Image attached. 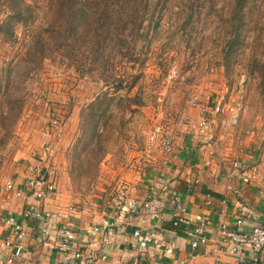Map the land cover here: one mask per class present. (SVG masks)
Returning a JSON list of instances; mask_svg holds the SVG:
<instances>
[{"label": "rangeland", "instance_id": "rangeland-1", "mask_svg": "<svg viewBox=\"0 0 264 264\" xmlns=\"http://www.w3.org/2000/svg\"><path fill=\"white\" fill-rule=\"evenodd\" d=\"M5 1L0 0V24L9 13ZM49 1H25L37 8L39 19L30 29L13 25L16 40L0 34V189L8 179L25 178L32 163L49 147L58 179H64L62 193L69 196L71 205L79 209L105 190L116 192L155 165L164 152L161 141L165 137L189 129L187 124L196 120L190 110L196 107L195 98L210 107L222 101L224 112L215 115V130L222 132V136L217 133L218 144L250 136L248 147L253 144L264 154V77L254 71L250 60L255 52L254 28L230 66L222 52L235 0L201 2L200 16L180 32L176 29L184 20L182 0H171L157 10L149 51L143 54L145 61L123 60L115 64L114 71L119 76L127 72L140 75L130 94L142 90L145 104L127 105L128 109L127 101L114 104L119 113L116 128L107 147L109 153L98 166L87 157L97 147L84 136L85 111L97 97L125 95L127 89L114 92L110 83L115 82H105L100 71L90 73L82 66L80 70L49 54L42 60H24L33 28L44 20ZM260 1L263 4L254 11V18L262 27L264 0ZM234 111H239L238 124L227 127ZM55 115L63 121L58 136L50 130Z\"/></svg>", "mask_w": 264, "mask_h": 264}, {"label": "crops", "instance_id": "crops-1", "mask_svg": "<svg viewBox=\"0 0 264 264\" xmlns=\"http://www.w3.org/2000/svg\"><path fill=\"white\" fill-rule=\"evenodd\" d=\"M190 110L196 120L187 124L189 129L174 131L173 151L159 154L145 175L136 176L118 191L105 190L90 203L71 211L73 205L62 193L65 183L60 177L54 195L41 201V206L55 214L54 223L74 226L79 233L77 247L61 250L53 229L50 245H44L40 241L42 226L38 221L29 222L25 227L28 250L17 256L16 264H264V250L255 254L234 247L224 241L220 230L224 223L236 228L240 218L245 230L264 223V154L253 144L248 147L250 136L218 144V118L211 117L209 128L200 131L192 126L202 117L200 107ZM240 154L250 167L249 182L233 171L232 160ZM39 159L32 163L25 178L15 180L18 185L27 188L29 177L41 167ZM119 192L135 200L137 211H127L117 198ZM0 193L1 244L14 235L3 217H20L27 200L7 202L2 188ZM195 227H201L208 238L197 248L191 246L188 234ZM136 229L160 235L143 242L134 237ZM77 248L82 256L76 258ZM0 254L6 256L8 252L0 247Z\"/></svg>", "mask_w": 264, "mask_h": 264}, {"label": "trees", "instance_id": "trees-1", "mask_svg": "<svg viewBox=\"0 0 264 264\" xmlns=\"http://www.w3.org/2000/svg\"><path fill=\"white\" fill-rule=\"evenodd\" d=\"M25 1H5L9 13L0 24V34L5 39H17L13 25L30 29L38 21L37 8ZM169 1L171 0H50L44 20L41 18V25L33 28L35 33L24 60H42L45 54H49L54 59L59 57L62 61L67 60L69 65L78 69L87 67L86 71L90 73L100 71L105 82H115L110 83L114 85V92L120 93V90L127 89L125 95L109 96L106 93L97 97L98 100L93 101L85 111L87 128L84 136L88 138L87 143L96 144L97 147L87 157L94 159L97 166L109 153L107 147L116 128L119 113L114 104L127 101L125 109H128L127 105L138 107L145 104L142 90L130 94L140 75H129L127 72V75L119 76L114 72L115 64L123 60L135 63L145 61L143 54L149 51V35L156 12L163 9ZM207 1L182 0L180 4L184 3L181 9L184 20L176 31L180 32L193 23L200 16L198 8H201V2L205 4ZM262 4L260 0H235L222 52L224 61L230 66L233 55L242 48L244 50L246 36L254 28L255 52L250 60L254 71L260 72L264 77V26H258L259 21L254 18V11L259 10Z\"/></svg>", "mask_w": 264, "mask_h": 264}, {"label": "built area", "instance_id": "built-area-1", "mask_svg": "<svg viewBox=\"0 0 264 264\" xmlns=\"http://www.w3.org/2000/svg\"><path fill=\"white\" fill-rule=\"evenodd\" d=\"M193 105L200 107L202 117L192 126L200 131H205L209 128L210 118L216 114L224 112V105L218 102L215 106L210 107L207 104H201L200 101L195 98ZM234 110V108L230 107ZM239 121V111H234L230 120L226 123L227 127L236 126ZM63 126V121L56 115L51 120L50 130L54 136L60 135ZM162 149L165 152L173 151V136L165 137L161 141ZM49 147H46L42 156L38 160L41 167L37 170V173L29 177L27 181V188H23L18 185L13 179H8L4 183L3 197L4 200L9 202L13 199L27 200V205L24 208L21 216L18 217L14 214L3 217V220L8 226L14 230L13 238L7 239L1 242L0 247L4 251L8 252V255H1L0 264H16L17 256L22 252L27 251L26 245V225L29 222L38 221L42 226L40 241L44 245H50L51 230L53 229L55 234L59 238V247L63 251H69L77 247V241L79 233L74 226L67 222L54 223L55 214L45 207L41 206V201L54 195L57 189L58 172L57 166L54 164L53 152L49 151ZM242 151V148L240 149ZM234 166V173L243 177L245 182H249L250 177L248 172L250 167L242 160L241 154L236 156L232 160ZM126 192L118 193V200L120 203H124L127 211H137L138 207L134 199L128 198ZM5 206L1 205V209ZM71 211L77 210L75 206L70 207ZM2 216V215H1ZM20 218L23 222H20ZM244 220L242 218L237 220V227L234 229L229 228L225 223L221 224L220 230L223 234L224 241L231 244L234 247H242L253 251L255 254H259L264 250V223L254 225L250 230H245L242 227ZM98 228L96 227L95 230ZM190 242L193 248H197L199 245L207 243V236L204 234V230L201 227H195L189 230ZM134 237L143 242H151L157 238L160 234L153 230L142 231L136 229L134 231ZM75 257H81L82 253L78 248L74 252ZM194 257V256H193ZM3 261V262H2Z\"/></svg>", "mask_w": 264, "mask_h": 264}]
</instances>
